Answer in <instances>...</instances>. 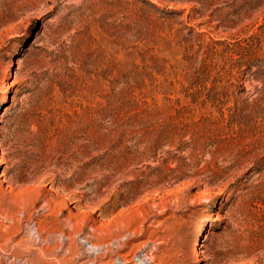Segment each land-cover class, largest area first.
<instances>
[{"label": "rangeland", "instance_id": "1", "mask_svg": "<svg viewBox=\"0 0 264 264\" xmlns=\"http://www.w3.org/2000/svg\"><path fill=\"white\" fill-rule=\"evenodd\" d=\"M145 251L264 264V0H0V264Z\"/></svg>", "mask_w": 264, "mask_h": 264}, {"label": "bare ground", "instance_id": "2", "mask_svg": "<svg viewBox=\"0 0 264 264\" xmlns=\"http://www.w3.org/2000/svg\"><path fill=\"white\" fill-rule=\"evenodd\" d=\"M9 73V71H7L6 72V74H8ZM73 237V236H72ZM83 239V238H82ZM87 243H88V241L87 240H85ZM70 242V241H69ZM90 242V241H89ZM88 245L90 246V247H92V245H94V244H90V243H88ZM96 247V246H95ZM101 251V250H100ZM141 251V250H140ZM147 251V250H146ZM142 252V254L139 256L137 253H133V254H131L130 255V257H129V259L128 260H125V258H122V257H117V259H119V260H117V262L116 261H114V262H112V263H110V264H127V262H128V264H153L152 263V260H151V257H150V254H147V253H149V252ZM102 254V253H101ZM199 254V250L198 249H195V251H194V255H198ZM128 256V255H127ZM126 257V256H125ZM111 259V258H110ZM95 264V263H94ZM109 264V263H108Z\"/></svg>", "mask_w": 264, "mask_h": 264}]
</instances>
